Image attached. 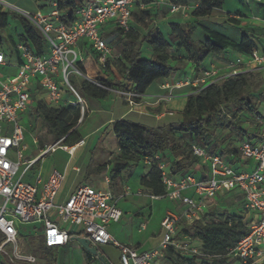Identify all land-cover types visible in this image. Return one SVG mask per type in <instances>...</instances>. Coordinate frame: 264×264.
<instances>
[{"label": "built area", "instance_id": "1", "mask_svg": "<svg viewBox=\"0 0 264 264\" xmlns=\"http://www.w3.org/2000/svg\"><path fill=\"white\" fill-rule=\"evenodd\" d=\"M243 2L247 8L253 3L264 4V0ZM135 4L144 8L138 0H83L79 8L62 12L52 3L48 6L49 13L42 15L39 11L31 14L0 0L1 9L25 18L42 39L41 54H36L24 43L16 44L14 60L0 50V258L10 264L36 262L19 235L20 227L27 224L42 227L40 242L47 250L65 246L69 238L78 233L94 247L116 249L119 264H157L168 248L182 256L207 257L192 246L188 238L185 237V241L176 238L178 225L202 221L206 214L217 209L214 201L217 196L233 195L240 198L238 209L243 213L248 232L233 248L226 250L227 263L264 264V124L259 119H255V123L260 125L263 140L243 141L237 148L241 158L250 164L247 171L236 172L222 157L210 156L194 146L193 155L207 167L205 179H197L191 174L174 177L165 170V163H159L165 194L150 198L166 199L180 205L182 210L164 215L159 224L161 240L152 250L139 251L121 244L108 232V227L122 218L118 202L129 195L128 190L114 196L110 191L79 185L64 201L57 202L64 182L60 171L51 170L47 177L38 173L32 183L24 180L45 157L57 150L72 155L84 144V140H80L64 146L60 140L40 148L34 159H24V116L31 108V97L38 96L36 100L51 106H78L83 115L86 101L71 82L72 77L88 80L79 70V65L84 64V56L78 50V44L85 41L97 54L105 75V63L117 59L118 55H113L111 38L104 36L115 29L123 32L129 29L130 12ZM186 8L170 3L168 12L186 17ZM248 19L264 29V19L259 15L252 12ZM244 66L250 68L241 71ZM7 68H13L15 73L4 74ZM230 69L224 77L264 69V47L260 50L257 47L248 57L238 58ZM224 77H218L217 69L209 63L199 79L177 81L172 88L208 86ZM93 83L99 86L98 82ZM127 96L128 104L134 105L133 99L138 95L132 89ZM34 142L38 145L36 138ZM155 159L158 161V157ZM145 163L149 165V162ZM188 191L191 195L185 194Z\"/></svg>", "mask_w": 264, "mask_h": 264}, {"label": "trees", "instance_id": "2", "mask_svg": "<svg viewBox=\"0 0 264 264\" xmlns=\"http://www.w3.org/2000/svg\"><path fill=\"white\" fill-rule=\"evenodd\" d=\"M33 1L40 4V8L54 3L62 12L77 9L83 3V0ZM191 1L196 3L190 14L193 23L183 25L180 21H170L167 34L155 26L156 13L147 9L154 8L155 1L142 0L143 9L135 4L130 12L129 29L126 32L115 29L104 36L111 38L110 43L118 58L105 63V78L99 76L95 79L99 86L94 81L84 79L73 83L79 94L83 98L103 100L111 90H119L121 82H127L138 95L133 99L138 104L141 96L155 81L167 79L178 71H181L180 78L190 76V81L199 79L205 68L203 63L209 57H218L226 51L248 57L257 49V38L248 29H240V38L236 41L211 28V24L199 22L213 13H219L223 0ZM171 3L185 6L182 0ZM252 12L264 19V4L256 3ZM236 14L241 15L239 12ZM12 16L19 21L20 31L16 34V40L9 37L12 50L6 53L7 57L15 55L17 43L28 44L36 54H41L42 39L38 31L22 16L16 13H12ZM8 18L9 13L0 11V31L7 28ZM62 20L66 21L65 18ZM230 20L237 22L235 19ZM198 28L202 31L203 39L196 41L194 31ZM88 51L92 63L99 72L102 71L97 54L90 47ZM144 51L148 55H144ZM187 67H192L190 75L186 74ZM79 70L84 74L82 65H79ZM263 73L264 69H253L221 78L208 86L199 84L191 88L181 120L174 124L147 128L126 120L114 122L112 134L116 139L117 153L111 160L110 182L147 161L149 170L140 178L139 184L148 195L162 197L165 189L158 169L159 163H168L169 172L174 177L191 174L197 179H205L207 167L193 155V146L210 156H220L230 164L241 159L237 149L241 142L263 140L260 125L255 123V119H259L264 124ZM31 100L34 101V107L26 115L29 119L39 120L44 130V136L37 140L38 147L43 148L60 140L64 146L72 145L81 140L77 126L85 112L81 115L78 106H51L36 100L35 95ZM24 126L28 130L26 122ZM218 130H224L226 134L218 138ZM219 210L217 207L214 212L206 214L202 221L184 224L181 231L182 236L187 237L191 245L207 257L182 256L168 248L165 259L170 264H233L227 263L225 252L246 236L248 229L239 209L237 213ZM36 251L47 256L48 250L41 242L36 246ZM87 256L90 257L89 254Z\"/></svg>", "mask_w": 264, "mask_h": 264}, {"label": "crops", "instance_id": "3", "mask_svg": "<svg viewBox=\"0 0 264 264\" xmlns=\"http://www.w3.org/2000/svg\"><path fill=\"white\" fill-rule=\"evenodd\" d=\"M138 1L141 3L142 0H138ZM152 1H155L156 3L159 2L162 5L161 0H152ZM172 1H181V0H171V2ZM33 2L37 5V8L39 9L40 4L36 3L35 1ZM240 2L244 3L243 0H240ZM253 5L255 6L254 3ZM253 5L251 4V6ZM251 6H249V8ZM36 12L37 11H35V13ZM228 12L223 11V5H222V9L219 11V13H213L209 18L202 19L201 21L205 23H209L211 25L213 24L224 25L223 29L228 30V33L226 32L224 34L236 41H238L240 38L241 28L256 29V32L253 34L257 38L258 49L259 50L262 49L264 47V29L257 23L250 21V19H248V16L245 14H241L240 16H238L236 14L237 12L230 14ZM170 18L171 19L174 18L175 21L182 22L181 20H183V18L185 17H182L179 14H176L175 16L169 15L166 16L165 18L156 17L155 26L163 34H167L168 32L166 27H168V23L170 22L168 20H171ZM215 18H217L220 22H213L212 19ZM228 18L235 19V21L237 22H235V24L226 22L229 21ZM189 22L193 23V21H188L187 23ZM111 48L113 51L112 45ZM88 49H89V45L85 41H81L78 44V50L84 56V64L82 65L84 70V75L90 81H95V79H97V77L99 76L105 78L106 74L104 75L102 71L99 72V69L92 63ZM240 57L241 56H239L236 53H233L231 51H226L218 57H209L208 59L205 60L203 66L207 67L208 64L211 63L217 69V76L224 77L231 71L230 65ZM249 68H250L249 66H244L241 67L240 70L246 71ZM179 73H181V71H178L177 73L171 75L167 79H161L155 81L147 89L145 94L141 96L140 103L134 104L132 106L128 104L127 95L133 89V86L127 82H121L119 90H111L108 97L103 100L89 99V101L86 102L88 111L85 112V116L83 120L77 126V132L81 136V140H84V144L78 147L72 155H69L62 150H57L55 153L51 155H54L58 151H61L65 158V162L62 163L61 161L54 166H51L49 168L46 167L44 168L42 162L39 161L37 163L38 164L37 168L32 169L24 180L28 183H32L34 177L38 173H41L44 177H47L48 174L51 172V170L60 171L64 175V182L57 195V199H56L57 202L64 201L72 193V191L79 185H87L89 187H92L100 191H110L114 196L122 195L126 190H128L129 195L127 197H124L118 202V207L122 201L131 200L133 206L127 207V211L125 214L127 215L129 214V216H131L130 220H136V219L138 220L139 218H143L144 209L151 210L150 201L163 200V199H151L150 195H148L145 192L144 188H142L139 184L140 178L148 172L149 165L146 164L145 162L140 163L139 165H142L143 171H140L137 176H135L134 174L137 170V167H135L125 173H122L115 180L110 182L107 175L111 169L110 161L112 159L108 158L107 163L105 164L101 163V165L100 164L97 165V163L101 162L105 156H108L104 146H102L101 149H98V144L107 130H109L110 133H112L113 123L119 120H126L130 123L142 125L147 128H159L179 122L181 120V114L186 102V98L188 95L191 94L192 92L191 88H193V87H184L181 89L172 88L175 82L189 80L190 78V76H186L185 78H180L181 75ZM117 81L120 82L119 79H117ZM116 153H117V149H115L114 156L116 155ZM87 155H89V157L87 158L88 160L85 159ZM165 165H166L165 170L169 172L168 163H165ZM230 165L233 167V169L236 172H242L249 170L250 164L249 162L241 158L239 160H235ZM102 166H105V168H102ZM185 194L191 195V192L188 191ZM237 203L240 206V201H238ZM119 209L121 210L123 217L124 211L121 208ZM180 210H182L181 206L174 203L173 206L170 208V210L165 212L164 215L168 212L177 213ZM162 218L160 219V221L162 220ZM119 223L120 221L108 227V232L119 243L133 247L139 251L152 250L157 248V246L159 245V242L161 240L160 226L158 227V231H159L158 241L153 245L151 239L146 236L140 239H135L134 237L135 234L133 232L132 225L128 227L129 228L128 232L124 234V230L122 231V229L119 228L118 226ZM36 226H40V225H36ZM134 227H136V225ZM139 227L141 230H146V227L143 224V222L139 224ZM136 232L138 234L139 231L136 230ZM41 233L42 232L39 233L35 232L32 235L31 240H25L22 238L26 242L29 252L33 254L36 259V262L34 264H54L55 262L54 259H52L49 255V253L52 254V252L57 254L58 256L56 264H72L73 257L76 258L79 264H102L92 255L87 253L77 242L73 240L74 238L79 236L80 238L84 237V235L78 233H75L76 235L69 238L65 246L59 249L48 250L47 256L41 255V257L38 258V256H36V254L34 253L35 252L38 253V251H36V246L40 242ZM186 238L185 236H182V239L180 240L185 241L184 239ZM33 242L35 243V245H33L34 249H31L30 243ZM116 252L118 254L117 250ZM86 253L89 254L90 257L87 256ZM118 258H119V254H118ZM104 263L107 264L105 260ZM0 264H10V263L0 258ZM15 264H24V263H15ZM157 264H170V263L168 262V260L165 259L164 256L162 259L158 261Z\"/></svg>", "mask_w": 264, "mask_h": 264}, {"label": "rangeland", "instance_id": "4", "mask_svg": "<svg viewBox=\"0 0 264 264\" xmlns=\"http://www.w3.org/2000/svg\"><path fill=\"white\" fill-rule=\"evenodd\" d=\"M3 2L12 4L13 6H16L24 11H27L31 14L35 13V11H39L42 15H47L49 13V8L45 7V8H37V5L33 2V0H1ZM162 1V5L157 2L156 5L152 6L154 8H147L151 13H156V17L158 18H165L166 16H172L171 14H169L168 12V5L171 3V0H161ZM185 1V6L186 8V17L183 18V20H181L183 25H186V23L188 21H193L190 17V14L192 12L193 7L195 6V2H192L191 0H182ZM253 5V4H252ZM255 8V6H251L250 8H247L246 5L242 2H240V0H223V11H229L228 13H235L238 12L241 14H245L248 17H250V15L252 14V12H249L248 10H252L253 8ZM252 8V9H251ZM5 9V8H4ZM1 12H7L9 13V18H8V26L6 29L1 30L0 31V50L2 52L9 53L12 50V45H11V40L9 39V37H11L13 40L17 39L16 34L20 31V24L19 21L15 18H13L12 13H14L11 10H3L0 8ZM248 11V12H247ZM253 11V10H252ZM248 13V14H247ZM175 16V15H174ZM171 19V18H170ZM229 21L226 22H230V18H228ZM168 21H175V19H171ZM213 22H220L217 18L212 19ZM199 22H202L201 20H199ZM231 24H235V22H230ZM207 24V23H206ZM211 28L216 29L218 31H222L223 33H228L227 29H223L224 25H219V24H213L210 25ZM167 31H168V27ZM241 30H245V28H241ZM249 31H251V33H255L256 30L255 29H248ZM194 39L196 41L202 40L203 39V35H202V31L200 30V28L196 29L194 31ZM11 53V52H10ZM115 51H113V55H115ZM144 55H148L147 51H144ZM12 60H14V55H10ZM4 74L7 75H13L15 73V70L12 68H7L6 70L3 71ZM192 73V67L187 68L186 70V74L190 75ZM264 75V73H263ZM77 77H72L71 78V82L72 84L75 83L77 81ZM39 97L37 96V98L35 97V99H38ZM86 100V102L89 101L88 98H84ZM34 101H32L31 104V108L34 107ZM31 111V110H30ZM88 111V108L86 107L85 112ZM25 118V122L27 123V129L28 130H24V141L22 142V146H24L26 148V150L23 152V157L24 159H28V160H32L34 159L38 153H39V149L40 147H38V145L35 144L34 139L36 138L37 140L39 138H42L44 136V130L41 128V123L39 120H34V119H29L27 117V115L24 116ZM226 134V131L224 130H218L217 131V137L218 138H222L224 135ZM102 146H104L105 151L107 152L108 156H105L103 158V160L99 163H97V165H101V163L105 164L107 163V159L108 158H113L114 157V153H115V149H116V139L115 137L112 135V133H110L109 130H107L104 135L102 136L101 141L98 144V149H101ZM89 157V155H87L85 157L86 160H88L87 158ZM65 162V158L63 156V153L61 151H58L56 154L54 155H50L45 157L41 162L43 167L45 168H49L51 166H54L56 164H58V162ZM111 162V161H110ZM38 166V164L33 168L36 169ZM140 171H143V167L142 165H138L137 166V170L134 173L135 176L138 175V173ZM108 178L110 180L111 178V172H108ZM240 200V198H234L233 199V195H229L226 196L225 198L223 197H219L217 196L215 198V202L217 207H219L221 210H226L227 212L230 213H237V209L239 208V204L237 203ZM151 203V210L149 209H144L143 212V218H139L138 220H130L131 216H129V214H125L127 211V207H131L132 205V201L131 200H127V201H122L119 204V208L123 209L124 211V216L121 218L120 223L118 224L119 228L122 229V231L124 230V234H126L128 232V227L130 225H132L133 227V232H134V237L135 239H140L144 236L148 237L151 239L152 244L154 245L159 238V231H158V227H159V222L160 219L163 217L164 213L169 211L170 208L173 206L174 203H171L170 201L163 199V200H158V201H150ZM219 210V211H221ZM143 222V224L146 227V230H141L139 227V224ZM136 225V227H134ZM184 227V223H180L178 225L177 228V239L180 240L182 239V228ZM137 231L138 234H137ZM35 232H42V227L41 226H34L32 224H27V225H22L20 227V231H19V235L21 238L25 239V240H31L32 235ZM35 243H30V248L34 249ZM96 249H98L97 251H99V255L103 257V259L105 260V262L107 264H118V254L116 252V250L111 247V246H106V247H96ZM36 254V256H38V258L41 257V254L38 253H34ZM50 257L52 259H54V264H56V261L58 259L57 254L53 253H49ZM72 264H79V262L76 260V258L73 257L72 259Z\"/></svg>", "mask_w": 264, "mask_h": 264}, {"label": "water", "instance_id": "5", "mask_svg": "<svg viewBox=\"0 0 264 264\" xmlns=\"http://www.w3.org/2000/svg\"><path fill=\"white\" fill-rule=\"evenodd\" d=\"M73 240L77 242L87 253L96 258L99 262L105 264L104 259L99 255L96 247H94L87 238L76 237Z\"/></svg>", "mask_w": 264, "mask_h": 264}]
</instances>
